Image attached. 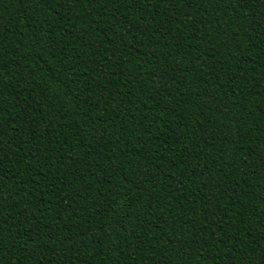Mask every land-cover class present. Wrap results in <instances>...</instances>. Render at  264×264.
<instances>
[{"label":"trees","instance_id":"obj_1","mask_svg":"<svg viewBox=\"0 0 264 264\" xmlns=\"http://www.w3.org/2000/svg\"><path fill=\"white\" fill-rule=\"evenodd\" d=\"M0 264H264V0H0Z\"/></svg>","mask_w":264,"mask_h":264}]
</instances>
